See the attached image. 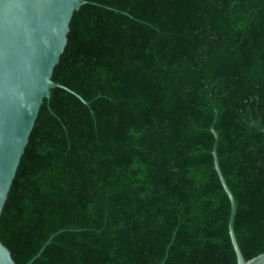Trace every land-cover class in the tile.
<instances>
[{"label":"trees","instance_id":"trees-1","mask_svg":"<svg viewBox=\"0 0 264 264\" xmlns=\"http://www.w3.org/2000/svg\"><path fill=\"white\" fill-rule=\"evenodd\" d=\"M52 79L88 103L40 105L0 214L17 264L53 233L29 264H236L215 112L239 247L264 251V0H87Z\"/></svg>","mask_w":264,"mask_h":264},{"label":"water","instance_id":"water-1","mask_svg":"<svg viewBox=\"0 0 264 264\" xmlns=\"http://www.w3.org/2000/svg\"><path fill=\"white\" fill-rule=\"evenodd\" d=\"M86 1L0 0V214L43 99L49 96L53 86L74 92L54 81L52 71L65 46L73 11ZM216 117L215 112L209 126L214 138L211 153L213 167L230 202L228 233L236 264H264V251L245 259L235 235L233 224L237 205L218 162ZM259 129L264 131V127ZM54 234L23 264L35 259ZM163 262L164 259L161 264ZM0 264H17L1 240Z\"/></svg>","mask_w":264,"mask_h":264}]
</instances>
